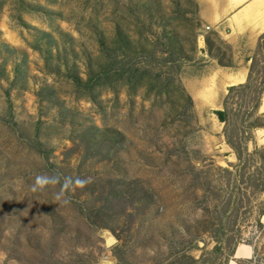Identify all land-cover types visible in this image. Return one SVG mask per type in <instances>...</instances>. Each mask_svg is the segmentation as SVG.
Here are the masks:
<instances>
[{
    "label": "rangeland",
    "instance_id": "obj_1",
    "mask_svg": "<svg viewBox=\"0 0 264 264\" xmlns=\"http://www.w3.org/2000/svg\"><path fill=\"white\" fill-rule=\"evenodd\" d=\"M232 1L0 0V264L264 260V0Z\"/></svg>",
    "mask_w": 264,
    "mask_h": 264
},
{
    "label": "bare ground",
    "instance_id": "obj_2",
    "mask_svg": "<svg viewBox=\"0 0 264 264\" xmlns=\"http://www.w3.org/2000/svg\"><path fill=\"white\" fill-rule=\"evenodd\" d=\"M234 5L231 7H241L242 5H246V3L250 0H233ZM232 1V3H233ZM236 19L241 20V23H236L237 25H242V29L240 32L246 31V35L248 38V41L251 45H254L257 38L264 33V4H258V3H252L249 8L247 9V6L244 7L241 14ZM235 19V20H236ZM252 47V46H251ZM214 77V76H213ZM212 84H205L208 88H204L199 93H193L194 100L196 101V105L198 107H202L205 104H210L212 107H218L221 97V94L223 93L224 87H234L237 85H242L245 82V72H240L238 75H226L221 78H219L216 82L213 80H210ZM218 83L221 85L218 86ZM190 87L195 90L194 85L190 84ZM191 89V90H192ZM192 90V91H193ZM191 91V92H192ZM205 100V101H203ZM263 105L260 108V111H264V95H263ZM253 254V249L250 246L246 245H239L234 259L240 260V259H248ZM230 264H237L235 260H232Z\"/></svg>",
    "mask_w": 264,
    "mask_h": 264
},
{
    "label": "trees",
    "instance_id": "obj_3",
    "mask_svg": "<svg viewBox=\"0 0 264 264\" xmlns=\"http://www.w3.org/2000/svg\"><path fill=\"white\" fill-rule=\"evenodd\" d=\"M263 36H264V33H263ZM264 38V37H263ZM263 38L261 37L260 38V40H259V43H258V45H257V52H259L261 49V44L263 43ZM263 40V41H262ZM263 46V45H262ZM257 66V61H256V59L255 58H253V60H252V62H251V67H250V72L252 71V70H254L255 69V67ZM260 70H264V67H262ZM249 79H250V75H248V78H247V81H246V83L245 84H243V85H239V86H237V87H231V89L230 90H238V89H245L246 87H248V83H249ZM261 91H262V89L259 91V95H260V93H261ZM259 102L257 101L256 103H255V109H258V107H259ZM217 116H218V119H219V121L220 122H222V123H224L225 125L227 124V120H226V118H225V115H224V112H218L217 113ZM232 146V145H231ZM233 147V146H232ZM235 148V147H234Z\"/></svg>",
    "mask_w": 264,
    "mask_h": 264
},
{
    "label": "clouds",
    "instance_id": "obj_4",
    "mask_svg": "<svg viewBox=\"0 0 264 264\" xmlns=\"http://www.w3.org/2000/svg\"><path fill=\"white\" fill-rule=\"evenodd\" d=\"M59 177L58 176H48V175H38L35 178V184L38 185L39 187L43 188L44 186L47 185H56L57 183H59ZM69 183V181H65V185H67ZM76 184H79L81 187L84 186V184L86 183V181L81 180V179H77L75 181ZM35 190V189H34ZM67 202V201H65Z\"/></svg>",
    "mask_w": 264,
    "mask_h": 264
},
{
    "label": "built area",
    "instance_id": "obj_5",
    "mask_svg": "<svg viewBox=\"0 0 264 264\" xmlns=\"http://www.w3.org/2000/svg\"><path fill=\"white\" fill-rule=\"evenodd\" d=\"M247 264H264V260L262 257H260L259 255H254L252 254L248 260H247Z\"/></svg>",
    "mask_w": 264,
    "mask_h": 264
},
{
    "label": "crops",
    "instance_id": "obj_6",
    "mask_svg": "<svg viewBox=\"0 0 264 264\" xmlns=\"http://www.w3.org/2000/svg\"><path fill=\"white\" fill-rule=\"evenodd\" d=\"M202 10L204 11V8H203V7H202ZM256 41H257V40H256ZM248 44H249L250 47L255 45V44H254V45H251L250 43H248ZM240 50H241V49H240Z\"/></svg>",
    "mask_w": 264,
    "mask_h": 264
}]
</instances>
